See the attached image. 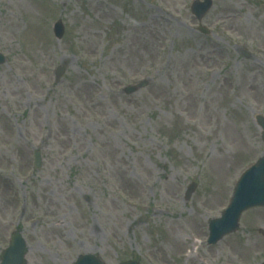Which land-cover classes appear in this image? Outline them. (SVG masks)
<instances>
[{"label": "rangeland", "instance_id": "374dc122", "mask_svg": "<svg viewBox=\"0 0 264 264\" xmlns=\"http://www.w3.org/2000/svg\"><path fill=\"white\" fill-rule=\"evenodd\" d=\"M194 1L0 0V253L18 229L27 264L264 262V207L207 242L264 156V0Z\"/></svg>", "mask_w": 264, "mask_h": 264}, {"label": "water", "instance_id": "95a60500", "mask_svg": "<svg viewBox=\"0 0 264 264\" xmlns=\"http://www.w3.org/2000/svg\"><path fill=\"white\" fill-rule=\"evenodd\" d=\"M211 6V0L204 2L195 1L192 10L199 19L208 11ZM63 24L58 21L55 24V32L57 36L63 35ZM3 62V57L0 55V63ZM60 73V72H59ZM136 87H128L127 91L132 92ZM259 124L264 128V117L257 116ZM264 139V130L262 132ZM41 165V154L38 150L35 151V167L39 168ZM195 184L189 188V193L194 189ZM189 195V194H188ZM255 206H264V157H261L258 162L247 170L239 182L237 183L231 203L223 217L210 220L211 235L209 242L215 243L221 239L225 234L235 231L239 226V219L243 211ZM27 252V245L24 237L19 231L12 234L10 244L5 248L0 256V264H27L25 254ZM74 264H105L99 255L87 254L81 255ZM120 264H139L136 261H125Z\"/></svg>", "mask_w": 264, "mask_h": 264}, {"label": "bare ground", "instance_id": "6f19581e", "mask_svg": "<svg viewBox=\"0 0 264 264\" xmlns=\"http://www.w3.org/2000/svg\"><path fill=\"white\" fill-rule=\"evenodd\" d=\"M193 252H189L188 256L187 257H192L193 256Z\"/></svg>", "mask_w": 264, "mask_h": 264}]
</instances>
